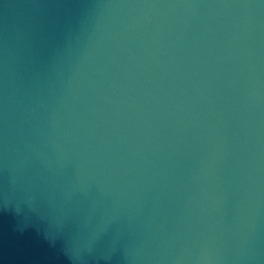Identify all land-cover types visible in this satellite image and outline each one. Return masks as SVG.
<instances>
[{"label": "water", "instance_id": "obj_1", "mask_svg": "<svg viewBox=\"0 0 264 264\" xmlns=\"http://www.w3.org/2000/svg\"><path fill=\"white\" fill-rule=\"evenodd\" d=\"M0 264H264V0H0Z\"/></svg>", "mask_w": 264, "mask_h": 264}]
</instances>
